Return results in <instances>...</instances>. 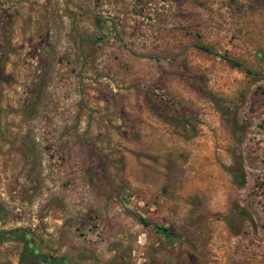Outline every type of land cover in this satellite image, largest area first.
<instances>
[{
  "label": "rangeland",
  "instance_id": "obj_1",
  "mask_svg": "<svg viewBox=\"0 0 264 264\" xmlns=\"http://www.w3.org/2000/svg\"><path fill=\"white\" fill-rule=\"evenodd\" d=\"M43 254L264 264V0H0V264Z\"/></svg>",
  "mask_w": 264,
  "mask_h": 264
},
{
  "label": "trees",
  "instance_id": "obj_2",
  "mask_svg": "<svg viewBox=\"0 0 264 264\" xmlns=\"http://www.w3.org/2000/svg\"><path fill=\"white\" fill-rule=\"evenodd\" d=\"M203 50H208L206 47H201ZM227 61L231 64H234V61L231 58H227ZM141 222L143 224H149V222L143 218H140ZM152 227L154 228L155 231L162 233L166 239L170 240L174 236V232L167 226L152 223ZM38 258H41L40 260L45 261V262H57L61 264H65L64 260L62 258H56L51 255H40L37 256Z\"/></svg>",
  "mask_w": 264,
  "mask_h": 264
}]
</instances>
